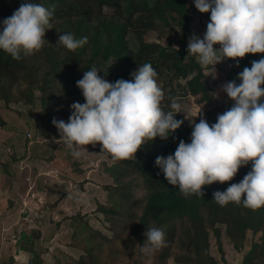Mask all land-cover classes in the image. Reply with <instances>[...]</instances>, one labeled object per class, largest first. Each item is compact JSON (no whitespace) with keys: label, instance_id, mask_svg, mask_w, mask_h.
Returning a JSON list of instances; mask_svg holds the SVG:
<instances>
[{"label":"trees","instance_id":"1","mask_svg":"<svg viewBox=\"0 0 264 264\" xmlns=\"http://www.w3.org/2000/svg\"><path fill=\"white\" fill-rule=\"evenodd\" d=\"M25 0H0V31L3 20L10 17ZM45 7L55 5V11L41 50L21 54V59L0 50V100L32 101L34 92H40L41 116L68 113L66 105L85 103L76 82L93 66L99 75L115 82L130 80L138 67L150 63L157 72L165 98L162 107L167 112L173 98L179 102L191 96L198 102L211 104L210 88L202 81L205 68L193 55H188V38L191 36L189 0H30ZM210 15V12L208 13ZM165 26L179 36L180 49L170 43L147 41L146 36L156 28ZM70 33L76 39L87 37L88 42L76 50L57 44L59 35ZM131 39L136 44L131 43ZM264 58V54H246L232 60L224 71L225 79L236 80L251 62ZM165 64L162 70L159 66ZM107 74V75H105ZM24 86V87H22ZM264 87V86H262ZM264 102V98H262ZM60 106L61 109H57ZM225 102L213 108H202L203 116L213 124L224 112ZM201 110V109H200ZM200 112V111H199ZM176 114L175 112L173 113ZM175 119L184 120L181 127L168 140L157 137L146 140L136 158L104 163V172L111 177L105 185L106 201L97 210L108 224L110 234L94 227L86 214L70 216L71 242L81 254L68 264H113L119 246L129 251L137 248L134 264H141L144 255L140 246L146 240L149 227L163 228L166 246L155 251L153 264H166L174 256L179 264H219L210 253V233L216 238L217 248L224 260L222 228L236 250L242 252L241 264L264 263V207L251 209L229 202L221 206L213 200L215 191H225L230 184L239 183L251 171V162L243 166L233 180L214 182L203 187L204 196L185 197L178 186H172L156 166L158 156L174 154L180 140L191 142L182 113ZM0 117V125H4ZM140 191L142 192L140 194ZM33 232H21L15 237L17 250L36 254ZM140 245V246H139ZM175 248L179 249L175 253ZM132 254V253H131Z\"/></svg>","mask_w":264,"mask_h":264},{"label":"clouds","instance_id":"2","mask_svg":"<svg viewBox=\"0 0 264 264\" xmlns=\"http://www.w3.org/2000/svg\"><path fill=\"white\" fill-rule=\"evenodd\" d=\"M194 4L200 13L210 12L203 38L192 35L187 46L188 55L196 56L201 66L211 65L215 71L216 64L232 59L238 67L246 54H264V0H194ZM54 11L55 5L45 7L25 0L3 20L0 50L17 60L21 54L41 50L48 42L45 35L52 29ZM87 42L86 36L76 39L65 33L59 35L57 44L74 51ZM99 73L93 66L76 82L85 103L71 105L67 122L52 120L59 133V140L53 137L52 142L63 141L74 157L81 155V148L87 151L85 146L100 144L101 151L115 160L136 158L146 140H168L184 123L175 119L182 113L193 129L191 142L180 140L174 154L155 160L168 183L178 186L185 197H203L204 186L233 180L251 162V171L225 191H215L213 200L221 206L234 202L251 209L264 207V58L252 61L251 68L238 74L239 84L233 80L220 86L234 104L211 125L202 109L196 123L192 107L178 98L172 99L170 111L163 109L165 94L150 63L132 72L130 80L109 82ZM144 236L139 246L145 256L167 244L163 228L149 227Z\"/></svg>","mask_w":264,"mask_h":264},{"label":"rangeland","instance_id":"3","mask_svg":"<svg viewBox=\"0 0 264 264\" xmlns=\"http://www.w3.org/2000/svg\"><path fill=\"white\" fill-rule=\"evenodd\" d=\"M188 8L192 19L191 36L203 38L210 15L200 13L194 0H189ZM146 39L162 44L170 43L172 47L180 49L179 36L163 25L151 31ZM131 43L134 45L136 41L131 39ZM214 47L219 48V45ZM196 59L198 60L197 57ZM230 61L231 59H225L216 64L215 71L211 65L203 66L205 74L202 81L210 88L213 97L211 104L204 105L198 102L199 97L194 96L182 100L181 103L192 107L191 115L196 123H199L200 119L196 116L203 107L213 108L224 101L225 112L233 106L234 101L220 91V86L229 82L225 79L224 71L229 68ZM159 66L162 70L165 69L164 62ZM158 84L162 87L161 83ZM217 92L218 97L215 94ZM73 103L75 102L66 105L65 110L68 113H54L45 117L40 115L42 106L38 90L34 92L31 102L13 99L6 103L0 100V117L5 123L0 125V186L9 188L5 198L10 199L12 203L10 207L6 206L4 215L0 218V241L7 245L6 250L0 253L7 255L10 244L14 249L15 237L19 233L33 232L38 236L33 238V247L43 253L45 264L72 262L82 252L80 248L70 244L69 218L77 212L86 214L94 227L107 234L111 233L109 223L99 213L97 206L106 201L107 193L104 187L112 181L104 172V163H112L115 159L106 151H101L100 144L95 147L87 145V151L81 148V155L74 157L72 150L63 141L52 142L53 137L59 140L58 130L52 120L55 118L67 122ZM185 121L192 132L189 120ZM207 121L209 123V120ZM209 240L210 253L219 264H241L242 252L235 249L225 232V227L222 228L224 260H221L212 232ZM117 250L119 253L113 255V264H134L133 257L137 255V248H133L132 254L121 246ZM178 250L175 248V253L179 252ZM154 253L150 257L143 255L141 264H153ZM166 264L179 263L171 256Z\"/></svg>","mask_w":264,"mask_h":264},{"label":"crops","instance_id":"4","mask_svg":"<svg viewBox=\"0 0 264 264\" xmlns=\"http://www.w3.org/2000/svg\"><path fill=\"white\" fill-rule=\"evenodd\" d=\"M8 189L9 188L0 186V218L4 215L6 206L10 207L12 205L10 199L6 200L5 198V194H7ZM6 246L7 245H5V242L0 241V252L5 251ZM9 246V252L7 253L8 256L5 255L6 253H0V264H11V262H13L14 264H45L42 259L44 256L43 253H40V249L34 247L36 254H32L28 251L17 250L16 245L14 246V249L11 244Z\"/></svg>","mask_w":264,"mask_h":264}]
</instances>
